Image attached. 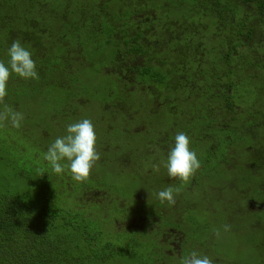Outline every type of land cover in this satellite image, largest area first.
I'll return each instance as SVG.
<instances>
[{
    "label": "trees",
    "instance_id": "1",
    "mask_svg": "<svg viewBox=\"0 0 264 264\" xmlns=\"http://www.w3.org/2000/svg\"><path fill=\"white\" fill-rule=\"evenodd\" d=\"M108 1L112 0L94 2L93 9L98 13L93 12L95 18L87 19L90 21L88 26L84 25L83 19L78 32L72 33V39L56 37L52 40L55 42L51 41L48 47L50 51L56 49L57 54L59 53L57 60L64 62L72 45H76L72 49L75 52L73 54L80 55V47H88L90 44L91 53L111 61L104 68H96L87 62L81 64L82 70L92 74L86 75L87 83L102 74L112 77L102 88L93 89L91 84L83 88L81 92L86 98L78 101L81 106L96 101V96L104 108H108V102L113 100L116 109L125 111L126 107L140 97L144 109L143 120L149 122L152 117L156 120L155 128L164 129L166 123H162V116L167 118V113L164 111V105L156 104L162 101L163 97H167V93L174 97L171 100L167 97L168 103L179 101L178 86L185 88L181 82L178 86L175 82L181 78L180 71L189 73L188 77H182L188 85H197L199 82L203 85L201 98L196 100L195 104L197 110H204L203 103L212 104V112L217 109L225 115L223 122L231 103L245 101L248 96H264L261 95L264 93V0H117L109 5ZM150 4V9L143 8V5L147 7ZM53 11L56 12L55 9ZM53 15L55 16V13ZM98 17L103 19L102 24ZM84 33L87 36H84ZM7 35L9 39L5 35L0 41L7 40L12 44L19 34ZM80 38H88V46L87 41L81 43ZM95 41L98 44H95ZM63 48L65 55L60 54ZM75 60L77 61L70 58V61ZM134 60L138 63L136 67L134 62H131ZM68 76L67 72L66 77ZM27 80L29 84H37L36 95L15 97L7 92L5 101L9 98L12 102L7 104L4 101V104H0V110L7 105L21 112L19 105H22L23 101L29 102L27 108H30L31 103H35L36 108L37 99L45 93L39 91L44 84L34 82L35 79ZM62 80L63 78L60 82ZM24 81L25 79L18 76H11L8 86L16 82L21 87ZM78 82L79 77L74 79L72 90L64 84L60 85V88L53 85L49 93L51 95L52 91L60 101L67 103L70 97L76 94L73 89ZM113 82L115 86L111 87ZM249 89H252L251 92ZM89 90L96 93L90 95ZM102 91L105 92L104 98ZM181 96L185 97L186 94L182 93ZM152 99L155 100L153 104ZM162 107L163 111L160 110ZM24 110L26 111V108ZM35 115L25 113V121H21L19 128L12 127L10 122L2 128L0 153H18L12 164V178L19 180L18 182L22 180L24 184L29 182L32 186L20 188L17 182L15 186H9L0 181V264L158 262L162 258L161 254L156 252V256L150 260L149 256L152 254L141 245L152 232H142L140 227H136L137 232L129 231L125 236L131 239L130 246L118 242L123 238L120 236H123L121 229L124 226L119 227V221L113 219V212L104 206V200H97L99 198L93 195V192L98 190H86L84 182H81L82 190L72 188L71 182L74 180L71 176L65 175L63 178L58 174L54 176L58 185L54 187V191L51 188V180L49 184L41 185V188L37 182L43 181L44 177H50L49 172L44 173L41 178L37 172L26 173L25 169L18 165V161L22 159L21 153L25 150V145H22L32 140L33 127L38 125L39 116L41 117ZM201 124L203 122H200ZM211 124L221 125L213 119L212 123L208 122L206 126H198L197 129L201 132L211 129ZM222 127L221 125L218 129ZM134 128L137 129L136 133L141 130L144 132L142 126L134 125L132 129ZM50 130L49 127L48 132ZM205 133L207 134V131ZM19 136L25 140L18 141ZM213 146L215 143L212 142ZM46 148L48 147L45 146ZM1 159L5 157L2 156ZM97 174L91 178L96 176L95 180L99 179L100 175ZM120 190L123 192V198L126 197L125 200L133 199V195L127 190L121 187ZM86 199L92 204L88 212L84 209ZM68 200L74 203L68 205ZM120 202L121 199L117 208L124 220L128 217L133 219L145 216L144 210L139 211L138 206L128 207V201L122 206ZM109 213L112 216H109ZM107 218L114 220V223L109 224L110 220ZM106 227H112L115 235L109 236ZM147 246L149 249L159 248L158 243L155 247ZM246 252L236 253L250 257V253Z\"/></svg>",
    "mask_w": 264,
    "mask_h": 264
},
{
    "label": "rangeland",
    "instance_id": "2",
    "mask_svg": "<svg viewBox=\"0 0 264 264\" xmlns=\"http://www.w3.org/2000/svg\"><path fill=\"white\" fill-rule=\"evenodd\" d=\"M98 0H0V40L3 38V36H7V39H9L7 34H14L18 35V38L16 40H19L21 44L32 53V59L36 62V69L39 75V79H35L34 82L37 83H43L44 86L40 88L39 91L42 93L45 92L43 95L39 96L36 102V108L35 103H31L30 108H27V105H29V102L23 101L22 105H19L20 111L24 115L25 113L27 115H41L39 116V122L36 127H33L34 132H32V140H28V142H24L22 146L25 145L24 153H21L22 159L18 161V165L21 166L23 169H25V172L29 173H38L40 174L37 169H43L44 173L49 172L50 177H44L43 181L40 180L37 182V185L42 188L41 185L48 183L49 180L52 182V190L54 191V187H58L56 181H54V176L56 173H54L51 169V166L49 163L44 159V155L47 152V149H45V146L49 147L53 142V138L60 137V133L64 132V135L66 134V130L63 127V123H75L78 121H81L83 119H90L95 126V131L99 130L100 127H105L107 123L110 122V126L112 127V132L118 131L122 129H127L128 127L132 129L134 125H137V127H144L143 131L141 130L140 133H136V128H134L133 133L135 137H141L144 138L143 142L135 141L133 146V153H146L147 148L149 150H153L157 153H161L163 151H167L165 155L170 151V149L174 146L175 143V136L179 132H184L186 134V131L184 130H177L175 127L174 129L171 127V122L167 123L166 128L162 129H156V125L153 123V118L151 117L149 119L150 122L143 120L144 115V109L143 104L140 102V97L137 98L135 103L131 104L130 106L126 107L125 111L121 108H117L114 105L113 100L108 102V108H104L101 105V101L97 100L88 102L86 105L81 106L78 101L82 98L85 99L86 95L82 94V89L85 88L87 85H92L91 88L93 89H99L104 87L106 84H108L112 79L111 76L102 74L101 77H97L96 80H90L89 83L85 81L86 75L91 76L88 71L82 70L81 64L83 62H87L88 64H93L96 68H104L106 65H109L111 61H107L105 58H100L99 54H93L91 53L90 44L87 45L90 41L89 39L80 38L81 43L84 41L86 42V46H81V51L78 52L80 55H75L74 51L72 49L76 45H72V48L69 51V54H66L65 49H62V53L60 54H66L68 55L66 60L61 61L57 60L58 54L57 50L53 49L50 51L48 49L51 41L56 38H69L72 39V33L78 32L79 26L81 25V21L84 19V25L88 26L90 22L87 19L95 18V15L93 12H97L93 9L94 2H97ZM117 0L108 1L107 4L109 5L111 3H115ZM102 3V2H101ZM122 5V4H121ZM120 5V6H121ZM88 6V8H86ZM119 6V7H120ZM144 9L151 8V4L147 7L143 5ZM55 9L56 12H52V10ZM55 13V16L53 15ZM98 13V12H97ZM165 13V12H164ZM98 21L102 24L103 19L101 17H98ZM29 22V23H28ZM87 22V23H86ZM86 33V32H85ZM84 33V36H87ZM20 36V37H19ZM102 38L99 40L101 41ZM55 42V41H52ZM0 55L1 59L0 61H3L5 65H8L10 57L8 56V50L11 47V44L9 41H0ZM92 44V43H91ZM95 44H98V42L95 41ZM72 51V52H71ZM111 56H109L110 58ZM70 58L77 59V61H70ZM81 58V61H78V59ZM64 59V58H63ZM85 60V61H84ZM73 62V63H72ZM40 72V73H39ZM67 72L69 73V76H67ZM188 72L180 71L179 75L181 76L180 79L175 80L176 85L178 86L179 82L184 85L185 88H179L180 91V98L179 101H176L174 106L178 107L179 110L176 112L178 114H181V119L187 120L190 113L195 112L198 113L199 118L205 116V110H197L196 109V100L198 101L201 98V91H202V83L199 82L196 86L188 85V82L186 80H182V77L185 78V76L188 77ZM11 76H17L16 74H12ZM10 76V77H11ZM64 76V77H63ZM108 76V77H107ZM79 77L80 82H78L76 85H74V94L70 99L67 101V103H64L60 101L58 97H56V94L53 95L51 91V96L49 93L50 88L53 85H56L60 88V85L64 84L67 85L70 90H72V86L74 83V79ZM93 77V76H92ZM63 78L62 82L60 80ZM110 78V79H109ZM29 80H25L24 83L19 86L18 83L14 82L11 83L10 86L7 88V92L11 93L12 96L15 95V97L23 96V95H36L35 87L37 86L36 83L29 84ZM181 85V84H180ZM115 84L111 85V87H114ZM67 91H69L67 89ZM66 91V92H67ZM93 93H96V91L89 90V94L92 95ZM186 94L185 97H181V94ZM49 94V95H48ZM105 92L102 91V98H104ZM196 96V98H195ZM168 100L174 99L169 93H167ZM167 97H163V100L161 103H168ZM259 98H262L264 96H257ZM136 98V97H135ZM166 99V100H164ZM196 99V100H195ZM48 101V102H47ZM12 101L9 100V98H6L5 103L9 104ZM48 103L47 105H45ZM160 103V104H161ZM169 104V103H168ZM170 105V104H169ZM240 105L242 106L238 112V115L234 120H226L223 122V119L225 115L218 111L217 109L212 112V119L209 117L206 122H212L213 119H216V122H220L223 126L222 128L218 129L221 125H213L211 129H207L205 131H200L198 128V124L201 122V119H192L191 123L193 124L190 128L193 129L192 134H196L198 136V139L193 140L190 136H187L190 138L191 144L190 147L192 150L196 153H204L207 151V149L212 148V142L215 143V147L213 151L216 152L218 155V158H212V164H217L225 155V151L228 150L226 147V143L228 142V139L231 137L233 138L234 142L238 140H243V143L240 142V144L244 145V149L240 150V153H249L248 147H256L261 148L263 141L260 140L256 142L253 139V135L251 136L249 132H246V128H249L250 126H253L254 123L260 122V124L264 123V106L260 105V107L263 109L261 110L258 107V102L256 105V98L254 96H251L247 98L245 101H240ZM161 106V105H160ZM26 108V111L24 110ZM160 110H164L163 107ZM255 110V113L253 112ZM262 111V114H261ZM257 116H256V115ZM127 115H130L126 117ZM140 115V116H139ZM26 117V116H25ZM131 117L130 123L128 121H123L124 118ZM24 120V119H23ZM25 121V120H24ZM70 123V124H71ZM259 124V125H260ZM227 125V126H224ZM250 125V126H248ZM152 128H151V127ZM195 128H194V127ZM262 126V125H261ZM258 126L255 127V130L259 129V132H261L262 127ZM50 127V132H48ZM147 127V129H145ZM2 128L0 127V138L3 135ZM252 128V127H251ZM207 131V134L205 133ZM45 133V136H44ZM168 133V134H167ZM205 133V135H204ZM7 137V136H6ZM24 138L18 137V141H23ZM38 139V140H37ZM16 140V138H15ZM25 140V139H24ZM99 142H101L102 148L104 147V140L99 139ZM113 143V140H112ZM118 145V141H117ZM247 148V150L245 149ZM120 151H124L126 149L125 145L123 143L119 144ZM212 153V152H211ZM18 153H0V181L2 180L4 183L6 182L9 186H15L17 183L20 188L24 187H31V183L24 184L23 181L18 182L19 180H14L12 177V172L14 171L12 164L15 158L17 157ZM155 153H149V156H153ZM101 159L95 164V166L92 169V172L101 174L99 176V179L95 180L94 178H90L84 182L85 189H91L98 190L93 192V195L96 198H99L97 200H104L105 203L104 206H106L107 209H110L113 212V219L116 221H119L117 223L118 225L124 226L121 230L123 233V236H120L122 239L118 240V242H121L125 245H131V239L127 236L128 232H137L138 230L136 227L143 228V230H140L144 232V229H147L150 226L155 225V221L153 219H146L143 221V218L136 217L140 222L137 221L136 226L130 227L129 221L124 220V216L120 217V214L118 212V204L120 199L122 206L125 205V201H128L127 206L135 208L136 204L135 202L139 203L138 208L139 211L143 210L145 208L146 210L153 213L155 216L156 212L159 211H165L168 210L169 207L164 206L166 204V201L164 203H161L158 199V192L159 190L156 188H150L146 187L140 194H137L135 197L136 199H124L123 198V192L120 190V185H118V181L120 176L122 175H132L135 177L136 171L142 173L146 172V165L144 167L140 165L135 164V156H132V164L131 166L127 164L124 168L121 163H117L116 166L109 164V156L105 154H101ZM249 156V154H245ZM5 157V159H1V157ZM145 155L143 154L142 157ZM116 158H122V156L117 153ZM121 160V159H120ZM119 161V160H118ZM66 163V161L62 162ZM206 170H209L206 168ZM32 171V172H31ZM210 171V170H209ZM207 171L206 173H208ZM111 172L112 174H104ZM201 172V170H200ZM199 171L196 172V176L194 178H198ZM59 177L65 178L66 176H71V173L65 169L64 172L58 174ZM43 174L40 175L42 178ZM7 179V181H6ZM14 180V181H13ZM178 181V180H176ZM17 182V183H16ZM51 185V184H50ZM214 186V185H212ZM72 188H77L79 190L83 189V186L81 185V182L72 181L71 182ZM219 187V185H217ZM222 191H225V189H221ZM50 191V189H49ZM209 191V190H207ZM98 192V193H97ZM139 195V196H138ZM211 195L208 193L204 197V199H201L198 201V207L206 211L207 207H212V201L209 200V197ZM225 197V195H224ZM120 198V199H119ZM199 198V196H198ZM67 200V199H66ZM195 200V198H194ZM57 201V200H56ZM131 201H133L131 203ZM135 201V202H134ZM62 202L65 204V201L62 199ZM74 203V201L68 200V205L70 203ZM57 204H59V201H57ZM92 205V204H91ZM90 202H88V199H86L85 204V210L88 212L91 208ZM94 205V203H93ZM158 205V207H156ZM215 205V203H214ZM174 205H172L173 207ZM165 208V210H164ZM183 209V206L179 205L177 207V204H175L173 211L179 216L181 214V210ZM218 209V208H217ZM109 212V210H108ZM212 214V212H210ZM184 214V213H183ZM111 214L109 213V216ZM112 216V215H111ZM206 216V215H205ZM202 215V218L208 219L209 228L215 229L216 227L219 230H225L224 227H220L219 221H222V217H220V211L218 209L217 213L215 214L214 218V225L212 226V215L209 217H205ZM155 218V217H154ZM158 218V217H157ZM197 218V217H196ZM109 219V218H107ZM106 220V219H105ZM110 223H114L112 219H109ZM125 221V223H124ZM105 224L107 225V221H105ZM163 222L160 223V226H163ZM228 224H230L228 222ZM224 225H227L224 223ZM231 225V224H230ZM185 224H181L178 226V231H181V229H184L187 232V237H193L196 235L191 234L192 230L187 229L185 227ZM117 227V226H116ZM118 228V227H117ZM153 229V228H152ZM106 231L109 233L108 235H115L114 230L112 227H106ZM161 233L159 229H155L151 233V237H146L147 240L145 242L141 243V245L144 246L145 250L150 252L152 255L149 256V259L151 260L154 255L156 256V248H150L157 246L156 243V234ZM190 234V236H189ZM209 233L207 235H198L201 245H204V255L209 256L213 259V261H217L218 263L223 264H264V255H261V258H256L253 255L248 257L247 255H238L234 250H227L223 249L220 245L217 246L218 250H216V246L212 242V237H210ZM131 235V234H130ZM132 237V236H130ZM133 244V243H132ZM147 244V245H146ZM177 244V243H176ZM137 248V246H136ZM221 252V253H218ZM168 253H171L169 251ZM256 254L259 253V250L255 252ZM224 254V256L222 255ZM226 256V257H225ZM161 260V259H159ZM224 262H221V261ZM155 264H172L170 261L167 260V262H156Z\"/></svg>",
    "mask_w": 264,
    "mask_h": 264
},
{
    "label": "flooded vegetation",
    "instance_id": "3",
    "mask_svg": "<svg viewBox=\"0 0 264 264\" xmlns=\"http://www.w3.org/2000/svg\"><path fill=\"white\" fill-rule=\"evenodd\" d=\"M141 61H143V59ZM131 62H134V67L138 64L136 60ZM191 86L196 85L191 84ZM251 90L252 89H249L250 92ZM261 95H264V93ZM154 101L155 100L152 99V104ZM257 102L258 107L263 110L260 105L264 106V97H257L256 105ZM160 103L161 101L158 102L156 106L164 105V111L167 113L165 114L167 118L162 116V123H166L165 125H167V123L171 122V127L173 129L177 127V130L186 131V134L193 140L198 139L196 134H192L193 129L191 130L190 128L193 125L191 120L193 118H199L198 113L192 112L189 114L187 120H183L180 117L181 114L176 112L179 108L173 105L175 102L169 103L170 105L166 102ZM202 107L206 114L201 118L203 124L200 125L199 123L198 125L203 127L207 125L206 120L209 117L212 119V104L206 105L203 103ZM241 107L240 100L239 103H231V106L227 108L226 120H234L238 112H240L239 109ZM253 112L255 113V110H253ZM131 119V117L124 118L123 121H128V123H130ZM72 121L73 120H71V122ZM71 122L63 123L65 130L66 126ZM153 123L156 124V120H153ZM259 124L260 122L254 123L253 126L248 125L250 127L246 128V132H249L251 136L253 135V139L256 142L263 139L261 148L248 147L249 153H240V150L244 149V145L240 144V142L243 143V140L234 142L233 138L230 137L226 143L228 150L225 151V155L217 164H212V158H218L216 152L213 151L215 146L207 149L204 153H200V155L196 153L201 163V167L198 170L201 174L195 179V173L187 183L179 179H172L168 176L165 164L169 152L165 155L167 151L157 153L147 148L146 153H133L135 141H144V138L135 137L133 129L128 127L127 129L121 128L119 132H112V127L109 122L105 127H100L99 130L96 131V149L104 156L105 154L109 156L110 165L116 166L119 162L124 168L127 167V164L131 166L132 156H135L136 165L142 167L146 165L145 173L141 174L136 171L135 177L132 175H122L119 178L118 185L127 190L130 195H133L132 198L134 200L137 194H140L146 187L156 188L159 191L166 189L168 186L181 189L179 194L175 195V204H177V207L179 205H181V207L183 206L179 216L173 211L175 204L172 207L168 202L164 204V206L169 207L168 210L164 208L165 211H159L158 209L155 216L152 212L143 208L145 214V216H143V221L146 219H153L155 221L154 226H150L144 230L153 232L155 229H159L161 232L153 236L156 238L159 247L156 248V252L160 253L162 257L158 262H167L168 260L172 264H180L182 258L188 256L192 251L204 255V245H201L198 241V235H202L203 237V235L209 233H212L210 237H212V242L216 246V250H218L217 246L220 245L223 249L239 251L237 253L247 251L246 253H250L251 256L253 255L256 258H261V255H264V123ZM258 126L262 127L261 132H259L260 128L255 130V127ZM59 135L62 137L64 132H61ZM100 137L104 140L103 148L101 142H99ZM55 139L56 138H54V140ZM120 143L125 145L126 149L124 151H120ZM245 149L247 150L246 147ZM152 152L155 154L149 156V153ZM117 153H119L122 158L117 159ZM143 154L145 155L144 157H142ZM245 154H249V156ZM156 167H158V171L155 170ZM206 168L210 171L206 170ZM207 171L209 172L206 173ZM104 174L108 175L112 173L108 172ZM94 175L95 173L92 172L91 177ZM98 175L101 174H97V176ZM95 178L96 176L94 179ZM217 185H219V187H217ZM223 188L225 191L221 190ZM208 193L211 195L209 200L212 201V207H207L206 211H203L197 206V200L200 201L204 199ZM132 202L133 201H131V203ZM135 204L138 206L139 203L135 202ZM156 207H158V205ZM217 208L220 211V217L223 218L222 221L218 222L220 224L219 226L224 227V223H226L230 226L229 231L219 230L217 227L214 230L212 228L210 229L208 219L202 218V215H206L205 217L212 215L213 226L215 214L218 211ZM210 212H212V214ZM138 219H129L128 217L126 221H129V223H131L129 226L132 227L133 225H138L137 221L140 222ZM162 222L164 224L160 226ZM228 222L231 225L228 224ZM181 224H185L187 229L192 230L191 234L196 235V237H187V232L184 229L178 231V226ZM143 228L140 229L143 230ZM215 230H219V237H217ZM257 250H259V253L256 254L255 252H257ZM169 251H171V253H168ZM218 253L221 252L218 251ZM222 255L224 256V254ZM221 262L224 261L222 260ZM214 264L219 263L214 261Z\"/></svg>",
    "mask_w": 264,
    "mask_h": 264
},
{
    "label": "clouds",
    "instance_id": "4",
    "mask_svg": "<svg viewBox=\"0 0 264 264\" xmlns=\"http://www.w3.org/2000/svg\"><path fill=\"white\" fill-rule=\"evenodd\" d=\"M8 56L10 59L7 66L3 61H0V104H4L8 94V82L13 73L25 80L39 79L32 53L19 40L12 42ZM23 119L24 116L21 112L15 111L7 105L0 110V127L6 126V123L10 122L12 127L19 128ZM96 142L95 126L90 119H83L66 126V134L54 140L48 147L44 159L49 163L54 173L60 174L67 169L74 181L85 182L90 178L95 164L101 159V155L96 149ZM190 144V138L184 132L177 133L174 146L170 149L165 164L168 176L184 183H187L201 167L197 154L191 149ZM64 161L66 163H62ZM155 170L158 171V167ZM37 171L40 175L44 174L43 169H37ZM180 190V188L168 186L158 192V199L161 203L166 201L170 205H174L176 203L175 195L179 194ZM224 229L229 231L230 226L225 225ZM215 233L219 237V230H215ZM180 264H214V261L207 255L192 251L188 256L182 258Z\"/></svg>",
    "mask_w": 264,
    "mask_h": 264
}]
</instances>
